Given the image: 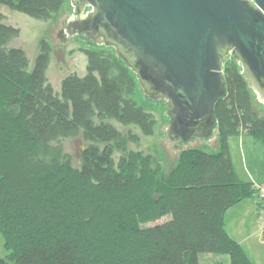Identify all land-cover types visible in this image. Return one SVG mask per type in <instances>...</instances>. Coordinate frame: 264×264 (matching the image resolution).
Instances as JSON below:
<instances>
[{
  "label": "trees",
  "instance_id": "trees-1",
  "mask_svg": "<svg viewBox=\"0 0 264 264\" xmlns=\"http://www.w3.org/2000/svg\"><path fill=\"white\" fill-rule=\"evenodd\" d=\"M66 1L0 6L47 21ZM4 20L0 13V234L8 252L0 264H199L203 254L253 264L224 228V213L257 194L235 174L228 140L252 137L264 158V106L232 57L214 111L219 151L184 150L165 173L151 157L128 153L137 137L108 122L145 137L156 124L134 102L135 76L113 51L83 50L86 74L66 76L57 94L46 78L49 43H39L30 65L22 49L7 47L20 31ZM75 136L86 143L79 168L53 146Z\"/></svg>",
  "mask_w": 264,
  "mask_h": 264
},
{
  "label": "water",
  "instance_id": "water-1",
  "mask_svg": "<svg viewBox=\"0 0 264 264\" xmlns=\"http://www.w3.org/2000/svg\"><path fill=\"white\" fill-rule=\"evenodd\" d=\"M73 16L56 43L83 37L113 54L151 101L166 103L164 144L209 139L215 106L226 96L232 57L264 106V0H69Z\"/></svg>",
  "mask_w": 264,
  "mask_h": 264
},
{
  "label": "rangeland",
  "instance_id": "rangeland-1",
  "mask_svg": "<svg viewBox=\"0 0 264 264\" xmlns=\"http://www.w3.org/2000/svg\"><path fill=\"white\" fill-rule=\"evenodd\" d=\"M73 8L70 1L67 0L60 10V12L52 16L49 21H41L30 18L19 12L10 11L0 6V13L5 15V24L19 29V36L8 44V47L22 49L29 61L30 65L38 53L39 43L45 40L49 43L50 61L46 70L47 82L51 85L54 92L60 93L61 80L70 74H76L83 77L86 74V57L83 50L91 51H108L102 46H98L93 42L88 41L83 37H74L65 43H56L53 34L62 26V21L65 18L73 16ZM133 100L137 106L141 107L145 112L151 114L155 119L154 133L152 136H142L136 126L123 127L114 120L108 122L113 125L118 131H129L137 137L135 143L127 146L128 153H139L143 157H151L152 167H159L162 171L167 173L177 162L179 154L188 149L201 150L206 153H216L219 151L217 130H213V136L209 139V145L203 140L195 143H188L185 146H179L173 155L168 151L164 144L166 133L163 129L168 126V118L166 117V103L164 101H151L143 95L140 88L137 86L133 95ZM259 104V103H258ZM260 114L264 117V109L259 108ZM53 146L61 148L62 155L68 156L71 166L79 168L81 165L80 155L84 150L86 143H84L80 136H75L68 139L60 140L54 143ZM228 148L232 164L239 177L246 181L244 171H248L247 166L264 178V158L262 155V146L257 143L252 137L243 135L241 137H231L228 140ZM121 153L114 152L113 158L115 164L118 163ZM247 166L245 165V162ZM168 217H162L148 226H154L167 221ZM259 229V225L257 223ZM249 260L252 259L255 264H264V241L260 239L257 234L254 240V245L251 250H247ZM8 252L4 248V240L0 234V260L7 261ZM215 261H222L224 264L228 263L227 256L214 255H200L199 264H209ZM251 261V260H250ZM252 262V261H251ZM253 263V262H252ZM9 264H12L9 262Z\"/></svg>",
  "mask_w": 264,
  "mask_h": 264
},
{
  "label": "crops",
  "instance_id": "crops-1",
  "mask_svg": "<svg viewBox=\"0 0 264 264\" xmlns=\"http://www.w3.org/2000/svg\"><path fill=\"white\" fill-rule=\"evenodd\" d=\"M5 21L6 20H4L3 22L5 23ZM244 163L247 166L246 161ZM247 168L248 171L243 172L247 178L246 181L239 177L234 168L235 174L237 175L238 179L243 182L252 183L254 186L264 185V178L259 176L258 173L253 172V170L248 166ZM256 210L257 200L256 195H254L253 197L244 199L236 203L233 207L228 209L223 216L224 228L226 233L232 240L237 242L242 247L245 253L248 252L247 250H251L253 248L254 240L256 239L257 234L259 235V229L257 227L256 220ZM250 260L253 262V264H255L252 259Z\"/></svg>",
  "mask_w": 264,
  "mask_h": 264
},
{
  "label": "built area",
  "instance_id": "built-area-1",
  "mask_svg": "<svg viewBox=\"0 0 264 264\" xmlns=\"http://www.w3.org/2000/svg\"><path fill=\"white\" fill-rule=\"evenodd\" d=\"M257 188L256 200V220L259 225V237L264 241V185L255 186Z\"/></svg>",
  "mask_w": 264,
  "mask_h": 264
}]
</instances>
